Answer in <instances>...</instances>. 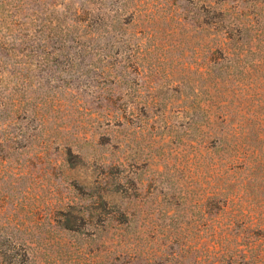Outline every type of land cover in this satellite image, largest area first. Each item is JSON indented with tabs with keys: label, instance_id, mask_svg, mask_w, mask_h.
Segmentation results:
<instances>
[{
	"label": "rangeland",
	"instance_id": "rangeland-1",
	"mask_svg": "<svg viewBox=\"0 0 264 264\" xmlns=\"http://www.w3.org/2000/svg\"><path fill=\"white\" fill-rule=\"evenodd\" d=\"M201 1L128 0L135 22L122 18L118 61L130 66L129 89L110 93V102L97 98L104 87L96 83L97 68L42 75L25 93L28 102L43 101L37 115L46 122L30 124L35 131L18 141L21 147L0 152V264H153L163 237L175 240L168 246L182 255L179 264H227L212 195L222 173H237L239 181L245 173L221 167L211 136L194 129L205 106L244 101L252 79L236 73L215 86L203 75L213 43L199 27ZM10 142L0 139L4 147ZM68 145L76 187L60 175ZM254 189L261 199L264 187ZM99 194L108 204L100 205ZM96 209L116 222L100 228ZM238 243L229 250L232 264H264L262 240L251 249Z\"/></svg>",
	"mask_w": 264,
	"mask_h": 264
},
{
	"label": "trees",
	"instance_id": "trees-1",
	"mask_svg": "<svg viewBox=\"0 0 264 264\" xmlns=\"http://www.w3.org/2000/svg\"><path fill=\"white\" fill-rule=\"evenodd\" d=\"M249 2L202 0L198 15L203 38L213 43L205 55L206 79H212L215 86L232 82L236 73L245 72L252 79L244 101L235 106H205L203 122L194 129L211 136L221 167L231 164L245 173L241 181L235 177L237 173L232 177L222 173L212 195L218 205V220L212 221L220 231L217 246L228 251L227 264L233 263L229 250L238 247L239 241L248 249L257 240L264 246V191L258 200L253 194L255 186L258 191L264 187V0ZM127 6L128 0H0V139L12 144H0V152L21 147L18 141L27 140L29 132L35 131L30 124L46 122L44 113L37 115L43 101L34 104L25 97L42 75L84 70L90 74V68H97V73L93 72L96 83L104 86L97 98L106 102L111 101L110 93L129 89L125 88V79L130 66L128 61H118L127 25L122 18L128 14L131 23L135 22V9L127 10ZM214 55L219 58L216 63L212 62ZM193 110L196 107H191ZM138 112L133 110L134 115ZM113 118L126 120L125 115ZM64 151L60 175L73 180L69 175L73 168L66 159L72 157L71 147L66 146ZM3 162L0 157V164ZM96 200L105 206L109 199L99 194ZM96 210L102 212L93 215L100 228L116 222L115 217L106 218L103 209ZM208 210L207 202L205 214ZM133 224L132 217L128 226ZM163 238L150 257L152 263L179 264L182 255L170 248L175 240ZM226 243L231 244L227 247ZM243 263L241 260L238 264Z\"/></svg>",
	"mask_w": 264,
	"mask_h": 264
}]
</instances>
